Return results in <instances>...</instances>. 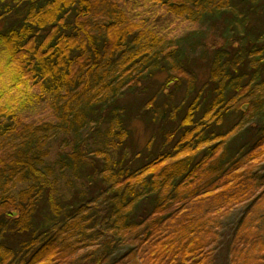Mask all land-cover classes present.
<instances>
[{
  "label": "trees",
  "instance_id": "obj_1",
  "mask_svg": "<svg viewBox=\"0 0 264 264\" xmlns=\"http://www.w3.org/2000/svg\"><path fill=\"white\" fill-rule=\"evenodd\" d=\"M233 2L0 0V264H50L63 245L75 252L81 237L104 232V262L113 244L134 239L154 264H207L199 239L155 234L189 203L242 204L263 193L264 172L254 178L253 165L264 163V24L258 38H224L210 65V101L169 117L155 156L130 157L119 101L164 66L167 79L141 109L163 118L158 98L185 80L179 40L159 23L212 16L223 26ZM41 109L53 117L35 120ZM256 117L259 139L246 152L247 136L232 141Z\"/></svg>",
  "mask_w": 264,
  "mask_h": 264
},
{
  "label": "rangeland",
  "instance_id": "obj_2",
  "mask_svg": "<svg viewBox=\"0 0 264 264\" xmlns=\"http://www.w3.org/2000/svg\"><path fill=\"white\" fill-rule=\"evenodd\" d=\"M232 7V11L227 13L226 17H221V21L226 22V25L223 24V26L219 25L222 23H217L212 16L206 17L199 24L180 22L169 17H166L164 24L163 22L159 23L160 27L164 28L163 33L166 32L169 39L179 40V47H176L179 50L176 62L183 70L185 81L180 86H175V82L169 84L168 90L164 92L165 96L162 95L158 98L156 111L160 113L162 110H166V115L163 118H157V120H154L155 118L149 120L148 116H152L142 112L141 109L167 79L169 70H165L164 66H162V71H155L152 74L146 82L147 86L143 84L144 88L147 87L146 91H143L144 88L140 86L127 91L120 99L119 105L125 110L123 118H126L128 129L125 146L134 162H140L135 158L138 154L155 156L160 152L165 133L172 128L169 117H181L189 105L195 101L202 102L203 99L210 101L213 88L210 80V65L214 52L225 42L224 38L229 39L234 35L246 36L248 31H252L254 36L259 37L258 33L264 24V0H234ZM6 26L4 22H1L0 30ZM249 38L252 39V36ZM231 53H233L232 50ZM166 69H168L167 66ZM169 93L172 95L167 99L166 96ZM165 101H168L167 109H165ZM239 116L242 114L240 113ZM33 117L35 120L42 118L49 120L53 116L47 109H41ZM235 120L233 117L226 118L224 126H232ZM178 121L176 118L174 124ZM258 121L257 117L253 118L240 133L242 137L238 138L237 142L235 137L232 144L239 146L243 138L247 136L246 140L252 142L245 146L246 152H249L248 149L255 146L259 139L256 134ZM61 143L62 141L59 139L55 141L54 152L58 150ZM171 143L172 141H169L165 148H171ZM133 152H137L136 156ZM52 156L54 157L55 153H52ZM99 163L101 164V162ZM263 172L264 163L260 156L253 165V177L257 178ZM263 193H261V188L256 190L242 204L220 205L218 203V205L217 202L216 204L210 202L209 204L194 205L189 203L184 206L183 210L176 208L178 211L173 212V217L169 216V220L157 228L158 233L155 235L158 240L159 238L164 240L171 234L180 236V240L182 237L185 238L186 234L190 238L199 239L198 250H204L207 264H264ZM66 197V201H70ZM100 203L98 202L99 205ZM47 214L49 212L45 213L44 217ZM195 232L197 234H193ZM62 235L64 232L60 236ZM18 237L20 238V235ZM64 237L66 236L59 238L61 241L63 240L62 244L65 241ZM105 238H111V236L108 237V232H104L97 240L91 236L86 239L81 237V240L84 239L81 242V248L75 252L69 247L65 250L62 249L65 246L63 245L59 254L50 264H154L146 247H141L138 250L134 245L138 242L134 239L113 244L110 255L104 262L102 255L105 251ZM18 241L22 242L24 239ZM18 241L16 244L19 245Z\"/></svg>",
  "mask_w": 264,
  "mask_h": 264
}]
</instances>
